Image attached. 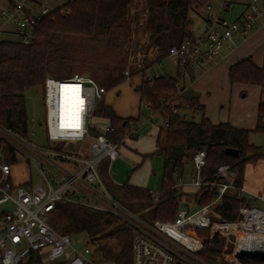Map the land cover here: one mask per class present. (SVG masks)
I'll return each instance as SVG.
<instances>
[{"label": "built area", "instance_id": "obj_1", "mask_svg": "<svg viewBox=\"0 0 264 264\" xmlns=\"http://www.w3.org/2000/svg\"><path fill=\"white\" fill-rule=\"evenodd\" d=\"M213 1L198 3L204 11L203 32L169 50L168 57L175 58L177 65L180 63L186 78L190 71H204L206 64L223 59L221 51L225 45L233 43L236 35L247 38L264 15L259 6L264 0H218L217 11ZM236 7L240 10L235 19L222 16L234 13ZM51 11L39 0L12 3L0 0V40L11 26L17 42L30 44L36 25ZM146 19L147 14L144 23ZM138 66V74L150 67L144 63ZM131 75L129 71L123 74L127 80ZM155 77L159 75L147 74V80ZM106 94L107 90L88 76L75 74L63 80L47 77L43 88L46 137L43 146L33 144L29 129L24 137L0 124V264H114L101 259L92 244L79 247L73 236L61 234L51 226V213L60 201L113 213L131 223L135 228L133 264H255L256 260H264V196L249 194L236 186L238 173L229 164L220 165L214 179L204 182L201 176L207 156L204 150L193 158L191 181L180 178L178 187L215 188L217 195L209 205L190 207L182 199L177 217L171 222H136L127 216L128 212L113 199L99 176L102 161L107 159L111 164L119 157L120 144L110 142L106 136L110 125L104 131L92 127L97 103ZM62 101L71 108L81 103L79 110L72 108L69 115L70 121H78V125L62 124ZM29 121L43 125L35 118ZM92 129L101 133L94 136ZM86 141H90L89 156L81 157ZM29 164L38 169V182L26 172L28 178L23 185L13 184V168ZM225 197L245 199L251 205L243 204L238 218L228 220L215 211ZM259 202L263 206H258ZM198 229L208 230L210 237L218 235L224 240L221 256L210 263L198 256L204 248Z\"/></svg>", "mask_w": 264, "mask_h": 264}, {"label": "trees", "instance_id": "obj_2", "mask_svg": "<svg viewBox=\"0 0 264 264\" xmlns=\"http://www.w3.org/2000/svg\"><path fill=\"white\" fill-rule=\"evenodd\" d=\"M8 1L12 3L14 0ZM133 1L70 0L61 8H53L36 25L30 44L1 39L0 124L20 136H27L29 118L25 93L31 89L43 90L47 77L58 80L71 78L76 74L74 68L77 65L85 67L90 77L107 91L124 81L120 66L123 61L99 63L92 55L80 57L76 54L80 50L79 43L88 41L105 46L110 55L123 56L126 62L124 48L129 42L130 32L127 15ZM198 3L199 0H145L147 19L144 27L150 45L158 51L157 64L169 56L172 46L195 37L189 15L191 11L202 9ZM63 10L67 13H62ZM181 72L178 63L174 77L166 75L147 80L146 70L143 69L141 82L135 87L140 99L138 113L143 105L147 106L153 115L166 123L165 128H161L157 149L150 155L164 158L161 191L155 193L132 185L114 183L110 176L109 160L99 165V176L113 199L128 213L148 211V220L145 221L150 223L176 219L181 200L186 196L178 187V180L190 167L192 174V161L199 151L204 150L207 154L201 170L204 182L214 179L220 165L229 164L238 173V187L243 186L246 165L264 160L262 147L250 143L252 132L264 134V102L258 106L257 125L253 131L236 128L230 123L213 124L205 116V106L199 98L187 94L189 88L185 81L194 80L196 72L190 71L189 79ZM228 78L231 84L262 87L264 69L249 57L232 65ZM198 113H202V117L196 122L192 117ZM96 115L108 121L111 129L106 136L112 143L121 144L139 124L138 117L118 116L104 98L97 103ZM100 133L97 129L91 130L94 136ZM87 142L90 144V141ZM227 149L237 150L239 156L227 154ZM206 188L202 187L191 196L199 207L209 205L217 195L215 188ZM243 204L251 205L245 199L225 197L215 211L223 218L236 220ZM50 222L61 234L87 235L101 259L114 264H133L135 228L118 215L60 201L51 213ZM197 231L204 239L199 258L210 263L220 257L224 240L218 235L210 237L208 230ZM255 264H264V260H256Z\"/></svg>", "mask_w": 264, "mask_h": 264}, {"label": "rangeland", "instance_id": "obj_3", "mask_svg": "<svg viewBox=\"0 0 264 264\" xmlns=\"http://www.w3.org/2000/svg\"><path fill=\"white\" fill-rule=\"evenodd\" d=\"M70 0H39L40 3L48 6L50 9L59 6L60 8L63 7L67 2ZM218 0L213 1V6L215 8V3ZM143 1H134L133 9H131V13L129 16V42L127 46L124 48V52L127 55V60L125 62L123 56L110 55V53L106 50L105 46L99 45L96 43L82 41L79 43L80 50L76 54L80 57H87V56H94L95 60L99 63H114L119 62L122 68V74L125 71H129L130 79L127 80L125 78L124 81L120 82L117 86L107 91V94L104 97L105 102L114 107V110L117 111L119 114L118 116L122 118H129L134 117L135 114L138 115V109L140 106V99L139 94L135 91V87L140 84L142 75L138 74V70L140 67L138 65L143 66H150L149 69L146 71L148 76H170L174 77L177 71V60L173 57L165 58L160 64H157L155 60H157L158 51L152 47L148 41V33L145 31L144 25V17L146 13L145 6L141 5ZM260 9L264 12V3H260ZM57 7V8H59ZM236 10L238 7H236ZM217 11V8H215ZM222 16L226 19L232 20L234 16L232 14H225L223 13ZM189 19L192 23V28L195 35H199L204 27V11L201 10H194L190 12ZM260 21V22H259ZM259 24L264 25V15L261 19L258 20ZM2 22H0V25ZM257 26V25H256ZM7 29L9 33H7L4 39L17 41V38L12 33V27ZM264 28V27H263ZM260 30H258L259 32ZM259 38L257 40L253 39L248 43L242 45L237 51L234 57L231 58L229 62L226 61L225 67L233 61L234 58L239 57V54L244 53L246 49L253 48V53L258 57V60L263 63L264 61V32L262 30V34H259ZM239 43V42H238ZM83 48V49H81ZM230 51L229 45H225V47L221 51V55L224 56ZM90 53V54H88ZM143 60V62H142ZM155 62V63H154ZM212 63L206 64V67L211 66ZM224 67V68H225ZM224 68L219 67L216 68L211 73V78L206 80L202 83V89H208L210 94L205 95L206 101L208 103L207 107L205 108V113H209V115H213V119L217 121H222L223 119L226 120L227 117L230 118H238L241 117L244 113L249 112L251 107L254 106L256 98L259 96V87L253 86H243L240 84H231L229 82V78L226 77L225 79V71ZM74 72L76 74L82 76L90 77L89 71L82 65H77L74 68ZM204 74V73H203ZM75 75V74H74ZM202 75V72H198L196 74L197 77ZM187 85H190V80H187ZM187 90L188 95H193V92L190 90V87ZM202 91V90H201ZM204 96V95H203ZM25 101H26V108H27V115L28 118H35L36 121L43 123L40 127L39 125L32 123L29 121L28 129L31 134V141L36 146H43L46 143L45 137V125H44V102H43V90L41 88L31 89L25 93ZM206 105V103H204ZM140 126L138 131L143 127L148 126L152 129H157V136L161 132V128H165V122L160 120L158 123H154L151 118V113L144 105L141 107L140 110ZM202 117V113H198L194 115L192 118L194 121L198 122ZM250 121V119H248ZM108 121L104 118L96 117L92 121V127H96L98 130L104 131L105 127L107 126ZM145 128H143L144 130ZM258 136V135H257ZM256 136V137H257ZM163 137V134H162ZM264 138V135L261 136ZM163 139V138H162ZM89 156V143L86 141L83 143L81 148V157H88ZM153 162L150 165L148 173L151 174L152 171H155L156 174L151 176V182L153 186V190H158L161 185V173L163 169V160L158 156H153ZM122 164H113L111 167V173L113 178H115L114 182L120 185L126 184V180H123L119 175L126 174L127 176L130 175L132 169V165H128L126 160H123ZM125 162V163H124ZM264 165V163H261ZM260 164L254 162L247 164L246 166V173H245V181H247L250 186L255 188H260L264 190V166L259 167ZM191 167L188 169L186 174V179L190 180L192 178ZM31 173L33 176L34 182H38V169L35 164H29L27 166L21 165L18 167L13 168L12 170V182L16 185H23L27 180L28 176L27 173ZM185 179V181H187ZM161 191V190H160ZM159 191V192H160ZM155 192V193H159ZM264 196V193L262 194ZM192 195L190 194V197ZM258 206H263L261 202L258 203ZM127 216L130 217L131 220L138 222L139 220H148V211L146 210H136L134 213H126ZM74 243L79 246L83 247L89 243V238L85 234H80L73 236ZM90 244V243H89ZM93 246V245H92ZM93 249L96 248L93 246Z\"/></svg>", "mask_w": 264, "mask_h": 264}, {"label": "crops", "instance_id": "obj_4", "mask_svg": "<svg viewBox=\"0 0 264 264\" xmlns=\"http://www.w3.org/2000/svg\"><path fill=\"white\" fill-rule=\"evenodd\" d=\"M134 1H137V0H134ZM134 1H133L132 5L134 4ZM139 1H143V3L141 2V5L145 6V0H139ZM132 5H131V7L129 9V13L127 15L128 21H129L130 13L132 11L131 9H133L135 6L134 5L132 7ZM57 7H59V6H57ZM57 7H55L54 9H56ZM145 11L147 12V10H145ZM146 14L147 13H145L144 18H146ZM230 14H232L234 16L233 19H235L237 17L238 10H236L234 13H230ZM263 14H264V12H263ZM259 22L257 23V26L255 27L254 32L251 33L247 38L243 39L239 35H236L234 38V42L227 44V45H229L230 51L226 55L223 56V59L218 60L215 64H212L211 66L207 67L204 71H201L202 75H199V77L196 76V74L198 73V72H196L194 80L190 79V85H187V88L190 87V90L192 92L194 90V95H196L199 98L200 103L202 105H204L205 108L208 105V103L205 102L206 98H207V97L205 98V95L207 96V94H210V92H208L209 90L207 88L206 89L201 88L202 83L211 78V76H212L211 73L216 68L217 69L219 67L224 68L226 61L229 62L231 60V58L235 56L236 51L242 45L248 43L249 41H251L253 39L257 40L260 37L259 34H262V30L264 32V28H263L264 25L262 27V25L259 24ZM204 27H205V23H204ZM204 27L200 33L203 32ZM258 30H260V31L258 32ZM249 57H251L253 59V62L258 67L264 69V61H263V63H261V61L258 60V57L253 53V48L246 49L244 53L239 54V57L234 58L233 61L227 66V68L226 67L224 68V71L226 72L225 73V79H226V77H228L229 68L232 65L236 64L239 61L245 60L246 58H249ZM185 82L187 84V80ZM240 85L249 86V85H244V84H240ZM253 87H259V92H260L259 96L256 98L255 104H254V106L251 107L250 111L244 113L241 117L230 118V116H231V114H230V116L227 117L226 120L223 119L222 121H217V120H214L213 115H209V113H207V114L205 113V116L208 119H210L213 124L230 123L232 126H234L236 128L253 131L257 125L258 106H259L260 102H264V86H262V87L261 86H253ZM204 103H206V105ZM205 111H206V109H205ZM115 112L117 113V111H115ZM117 115H119V114L117 113ZM136 117L139 118V124L136 125L129 132V135L119 145V157L117 160H115L114 162H112L110 164V176L114 182L115 178H113V175L111 173V167L113 164H117V163L122 164L123 163V161L121 159V157H122L123 160L127 161L128 165L129 164L132 165V166H130V168L134 167L129 176H127L126 174H122V175L118 176V177H121L123 180H126V185H132V186H135L138 188L147 189L151 192H159L161 190V187L158 190H153L154 188H153L152 182H151V176L155 175L156 172L152 171L151 174L148 173L150 165L153 162V158H152L153 156H150V155H152L157 149V140H158L157 129L156 128L152 129V128H149L148 126H146V127H143V128H145L144 130H143V128L141 129V133H140V130L138 131V128L140 126V115H139V113H138V115L135 114L134 118H136ZM151 118H152L154 123H158L161 120L158 116L153 115L152 113H151ZM155 119H158V120H156V122H155ZM248 119H250V121ZM261 136H262V134H260V133L252 132L250 134V143L257 146V147H262V149L264 150V138H262ZM158 157H160L163 160V168H164L163 156H158ZM257 162H259V164H260L259 167L264 166L263 164H261V163H264V160H259ZM257 162H254V164H256ZM250 163H252V162H249L248 165ZM187 172H186V174H187ZM193 172H194V170L192 171L191 175H193ZM186 174L183 176L184 179H186ZM162 178H163V169H162V173H161L160 185H162ZM187 181H191V179L190 180L188 179ZM242 188L249 194H263L264 193L263 189L250 186V184L247 181H245V177H244ZM181 190L186 195L182 198L183 199L182 201L184 203L189 204L190 207H194L196 202H195V199L193 197H190V194L194 195L198 191V189L192 185H185ZM245 196L249 197L248 194H246Z\"/></svg>", "mask_w": 264, "mask_h": 264}, {"label": "bare ground", "instance_id": "obj_5", "mask_svg": "<svg viewBox=\"0 0 264 264\" xmlns=\"http://www.w3.org/2000/svg\"><path fill=\"white\" fill-rule=\"evenodd\" d=\"M80 102L78 104V106H74L72 107L73 109L76 108V110L74 109V111H78L79 107H80ZM71 106H69V104L67 102L62 101L61 103V122L63 125H78V121H70V114L73 112Z\"/></svg>", "mask_w": 264, "mask_h": 264}, {"label": "water", "instance_id": "obj_6", "mask_svg": "<svg viewBox=\"0 0 264 264\" xmlns=\"http://www.w3.org/2000/svg\"><path fill=\"white\" fill-rule=\"evenodd\" d=\"M156 120H158V119H155V122H156ZM226 152H227V154H229L233 157L239 156V152L237 150H234V149H227Z\"/></svg>", "mask_w": 264, "mask_h": 264}]
</instances>
